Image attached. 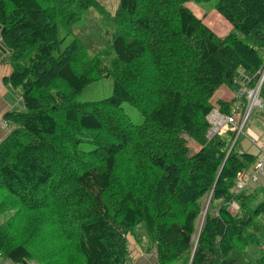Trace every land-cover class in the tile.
Listing matches in <instances>:
<instances>
[{
  "label": "trees",
  "instance_id": "obj_1",
  "mask_svg": "<svg viewBox=\"0 0 264 264\" xmlns=\"http://www.w3.org/2000/svg\"><path fill=\"white\" fill-rule=\"evenodd\" d=\"M191 1L118 0L111 12L97 0H0L5 82L23 105L5 115L13 130L0 142L1 257L126 264L140 227L157 264H264V201L234 189L256 160L231 131L207 138L206 119L240 71L249 82L217 104L234 119L246 110L264 67V0H218L223 38ZM105 78L108 98L77 100Z\"/></svg>",
  "mask_w": 264,
  "mask_h": 264
},
{
  "label": "crops",
  "instance_id": "obj_2",
  "mask_svg": "<svg viewBox=\"0 0 264 264\" xmlns=\"http://www.w3.org/2000/svg\"><path fill=\"white\" fill-rule=\"evenodd\" d=\"M203 15V12H199L196 17L203 19ZM221 25L226 30L223 35H219L220 38H223L231 30V27L222 22ZM9 59L10 51L2 43L0 37V142L13 130V126L4 120L5 115L12 112L18 113L23 110L22 100L18 91L5 82L12 73ZM238 76L237 82L234 84V86L237 85V90L233 91L234 86L227 88L223 86L215 93L217 100L224 102L234 100L238 89H241V86L248 83L251 78L242 71H240ZM261 101L264 104V93L261 96ZM235 150L238 153L250 155L256 160V163L261 165L260 170H257L255 163L242 177V181L245 184L243 192L255 195V202L252 205L255 206L264 201V109L251 112L244 128V135L239 136L235 143ZM129 245L130 255L126 264H157L156 251L150 247L146 239L142 240V247H139V245L134 246L130 242ZM261 251L264 254V250L261 249ZM0 264L23 263H15L0 256Z\"/></svg>",
  "mask_w": 264,
  "mask_h": 264
},
{
  "label": "rangeland",
  "instance_id": "obj_3",
  "mask_svg": "<svg viewBox=\"0 0 264 264\" xmlns=\"http://www.w3.org/2000/svg\"><path fill=\"white\" fill-rule=\"evenodd\" d=\"M97 1L99 3H101L107 10H109L111 12L114 11V9L116 8L117 3H118V0H97ZM217 2H218V0H200L198 2L191 1L187 4V7H189L191 9V11L194 12L195 16L199 12H203L204 13L203 23L209 28V30L213 34H215L217 37H219V35H223L224 32L226 31L225 28L221 25V22L224 23L225 25H228V24L221 16H219L214 11V6ZM228 27H230V26H228ZM113 57L114 56L112 54H109V56H106L105 61L108 63L107 65L111 66ZM221 87H223V86H221ZM224 87L227 88V86H224ZM111 90H112V80H111V78H105V79H102L98 82H95V83L87 86L83 90V92L79 95L77 100L81 103L100 101V100L108 98L111 95ZM236 90H237V85H235L233 87V91H236ZM238 91H239V89H238ZM215 93L209 101L210 104L212 105L211 116L209 115L206 118L208 124L210 125V129L212 128V124L210 122L211 121H212V123L214 122L213 117L216 116V114L223 116L219 112V110H218L219 106L217 104L219 101H222V100H217L216 99L217 96L215 95ZM122 107L124 109L125 114L128 116V118L130 119V121L134 125H140L143 122L142 116L140 115V113L136 109L129 106L128 104H123ZM224 125H225V121L223 120V122H222L223 131H220L219 127L217 128L218 131L221 132V134H223L226 131H230V127L228 125H225V126ZM213 129H215L214 126H213ZM239 136H241V135H238V136L234 135V141L235 142L237 141ZM207 137L211 138L208 135H207ZM188 145H189V153L192 155L193 151H194V147H195L194 145L195 144L191 140L188 139ZM208 208H209L208 200H206L205 204H204L203 211L197 219L196 226H197L198 230H200V228L203 224L204 215L206 214V211L208 210ZM6 217H7V215L0 216V222L2 220H4ZM144 237H145L144 232L139 227L136 230H134L132 233L128 234L127 241L135 246V245H138L139 241H141V239L143 240ZM260 249H262V248H260ZM262 250H264V248ZM30 264H36V263L31 262Z\"/></svg>",
  "mask_w": 264,
  "mask_h": 264
},
{
  "label": "built area",
  "instance_id": "obj_4",
  "mask_svg": "<svg viewBox=\"0 0 264 264\" xmlns=\"http://www.w3.org/2000/svg\"><path fill=\"white\" fill-rule=\"evenodd\" d=\"M263 83H264V67H263V70L260 74V78L257 84L255 85V87H253L251 90L246 92L245 99L247 101V106H246V110L244 114L242 115V117H240L239 119H236V118L234 119L231 117L220 116L216 114V116L213 117L214 122L213 123L212 121L210 122L212 124V128L209 130L207 135L209 137H213L214 135L221 134L220 131H223L222 129L223 120L225 121V125H228L230 127V131L234 133V135L236 136L241 135L243 133V129L245 125L247 124L249 120V116L251 112L253 110H263L264 109V104L262 103L260 99V92H261V87ZM239 96L240 97L242 96V91L240 92ZM213 126L215 127V129H213ZM218 127L220 131H218L217 129ZM260 166H261L260 163H256L257 170H260ZM242 177H243V174L237 175L236 184L234 188L235 191H241L245 187V184L242 181Z\"/></svg>",
  "mask_w": 264,
  "mask_h": 264
},
{
  "label": "water",
  "instance_id": "obj_5",
  "mask_svg": "<svg viewBox=\"0 0 264 264\" xmlns=\"http://www.w3.org/2000/svg\"><path fill=\"white\" fill-rule=\"evenodd\" d=\"M23 264H26L25 262H23Z\"/></svg>",
  "mask_w": 264,
  "mask_h": 264
}]
</instances>
